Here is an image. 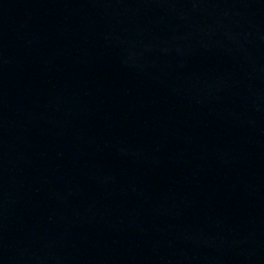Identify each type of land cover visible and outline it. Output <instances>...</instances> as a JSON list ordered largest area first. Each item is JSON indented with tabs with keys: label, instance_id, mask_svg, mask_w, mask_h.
<instances>
[{
	"label": "water",
	"instance_id": "obj_1",
	"mask_svg": "<svg viewBox=\"0 0 264 264\" xmlns=\"http://www.w3.org/2000/svg\"><path fill=\"white\" fill-rule=\"evenodd\" d=\"M0 264H264V0H0Z\"/></svg>",
	"mask_w": 264,
	"mask_h": 264
}]
</instances>
